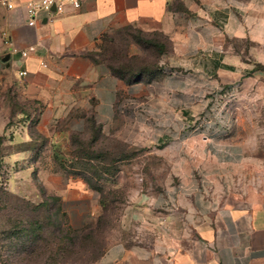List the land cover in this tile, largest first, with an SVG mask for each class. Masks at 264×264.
I'll list each match as a JSON object with an SVG mask.
<instances>
[{
	"label": "rangeland",
	"instance_id": "374dc122",
	"mask_svg": "<svg viewBox=\"0 0 264 264\" xmlns=\"http://www.w3.org/2000/svg\"><path fill=\"white\" fill-rule=\"evenodd\" d=\"M192 32L181 28L170 37L129 27L105 36L95 57L106 69H162L145 88L130 86L118 96L110 130L55 126L45 135L38 129V107L22 96L0 100V264H100L110 245L138 235V225L126 216L140 202L138 194L182 190L217 205L232 200V189L253 183L254 157L264 173V69L260 77L223 84L214 55L201 43L189 45L200 39ZM226 41L256 61L246 53L248 42ZM235 143L244 146L245 161L224 168L216 160ZM226 172L241 177L226 180ZM83 177L98 188L87 199L88 225L65 241L70 251L60 252L58 202L46 182Z\"/></svg>",
	"mask_w": 264,
	"mask_h": 264
},
{
	"label": "crops",
	"instance_id": "0c3cea01",
	"mask_svg": "<svg viewBox=\"0 0 264 264\" xmlns=\"http://www.w3.org/2000/svg\"><path fill=\"white\" fill-rule=\"evenodd\" d=\"M25 1L17 0L10 9L0 2V100L22 96L38 107V129L45 135L55 126L84 132L90 115L104 130L112 129L118 96L154 79L128 85L96 60L105 36L129 27L159 29L170 37L181 28L190 36L195 31L200 39L189 45L201 43L214 55L212 66L223 84L263 73L255 66L264 65V0H82L80 8L68 5L53 19L42 15L34 25L27 22ZM227 38L248 42L246 53L256 61L244 59L245 50L226 44ZM20 70L27 74L20 76ZM206 148L201 155L207 160ZM223 151L216 161L224 168L245 161L242 145L230 144ZM254 158L253 183L232 189V200L217 205L198 202L182 190L138 194L140 202L126 211L138 235L110 245L100 264H264V173ZM225 175L226 180L241 177ZM46 183L61 197L69 224L83 228L87 199L95 191L82 180ZM73 206L77 212L71 215Z\"/></svg>",
	"mask_w": 264,
	"mask_h": 264
},
{
	"label": "trees",
	"instance_id": "16d2710c",
	"mask_svg": "<svg viewBox=\"0 0 264 264\" xmlns=\"http://www.w3.org/2000/svg\"><path fill=\"white\" fill-rule=\"evenodd\" d=\"M255 68H259V69H264V65L261 63H257ZM109 70L117 77L123 79L128 85H132V84H136L139 83L147 78H152L154 77L157 73L161 72L162 69L161 68H157V67H151V66H143L139 69H130V68H119V67H115V66H109ZM38 120H39V116H38ZM87 128L90 129L93 132H100L101 131V126L100 124L97 122L96 118L94 115H90L87 118ZM78 180H82L83 182L86 183V185L88 186V188H90L91 190H98L97 187L95 186H91V181L88 178H79ZM51 199L58 202V212L60 214V218L61 221L58 222L57 225V229L60 233L63 234L64 236V242H62L60 244V246L58 247V250L60 252H67L70 251L69 250V246L68 243L65 242L67 240L69 241H73V235L77 232L83 231L88 224H85V226L81 229H76L74 227H72L69 224L67 215L64 213L63 208H62V200L61 197L58 195H53L51 196ZM100 202H101V197H100ZM100 218H98L99 220ZM68 222V224H67Z\"/></svg>",
	"mask_w": 264,
	"mask_h": 264
},
{
	"label": "built area",
	"instance_id": "2783aa9c",
	"mask_svg": "<svg viewBox=\"0 0 264 264\" xmlns=\"http://www.w3.org/2000/svg\"><path fill=\"white\" fill-rule=\"evenodd\" d=\"M7 8H13L16 5L17 0H0ZM26 15L29 25H34L45 15L47 19H53L56 14H61L65 11L66 6H72L78 9L82 5V0H26ZM33 48L31 47L30 50ZM28 50H23L22 55L26 56ZM26 70H20L19 75L25 76Z\"/></svg>",
	"mask_w": 264,
	"mask_h": 264
}]
</instances>
